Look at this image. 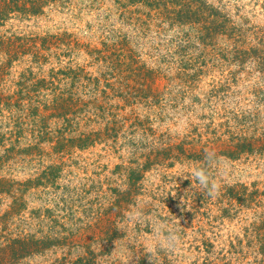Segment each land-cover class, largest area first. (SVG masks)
Returning a JSON list of instances; mask_svg holds the SVG:
<instances>
[{
    "label": "rangeland",
    "instance_id": "374dc122",
    "mask_svg": "<svg viewBox=\"0 0 264 264\" xmlns=\"http://www.w3.org/2000/svg\"><path fill=\"white\" fill-rule=\"evenodd\" d=\"M0 264H264V0H0Z\"/></svg>",
    "mask_w": 264,
    "mask_h": 264
},
{
    "label": "clouds",
    "instance_id": "9594fccd",
    "mask_svg": "<svg viewBox=\"0 0 264 264\" xmlns=\"http://www.w3.org/2000/svg\"><path fill=\"white\" fill-rule=\"evenodd\" d=\"M221 162L215 152L206 151L203 159L193 165L190 173V179L196 181L202 193L211 198H215L220 192V185L213 179L212 172Z\"/></svg>",
    "mask_w": 264,
    "mask_h": 264
}]
</instances>
